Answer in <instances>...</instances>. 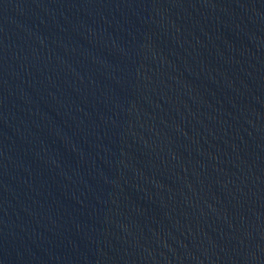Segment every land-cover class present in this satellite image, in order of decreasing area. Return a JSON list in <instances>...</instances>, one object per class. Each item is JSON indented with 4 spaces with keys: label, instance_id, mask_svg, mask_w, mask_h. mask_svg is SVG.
I'll return each instance as SVG.
<instances>
[{
    "label": "water",
    "instance_id": "obj_1",
    "mask_svg": "<svg viewBox=\"0 0 264 264\" xmlns=\"http://www.w3.org/2000/svg\"><path fill=\"white\" fill-rule=\"evenodd\" d=\"M0 264H264V0H0Z\"/></svg>",
    "mask_w": 264,
    "mask_h": 264
}]
</instances>
